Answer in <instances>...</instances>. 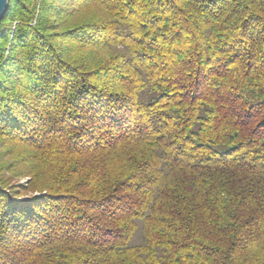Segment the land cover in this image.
I'll list each match as a JSON object with an SVG mask.
<instances>
[{
  "label": "trees",
  "instance_id": "trees-1",
  "mask_svg": "<svg viewBox=\"0 0 264 264\" xmlns=\"http://www.w3.org/2000/svg\"><path fill=\"white\" fill-rule=\"evenodd\" d=\"M0 150V264H264V0H9Z\"/></svg>",
  "mask_w": 264,
  "mask_h": 264
},
{
  "label": "water",
  "instance_id": "water-1",
  "mask_svg": "<svg viewBox=\"0 0 264 264\" xmlns=\"http://www.w3.org/2000/svg\"><path fill=\"white\" fill-rule=\"evenodd\" d=\"M8 4L9 0H0V23L4 17Z\"/></svg>",
  "mask_w": 264,
  "mask_h": 264
},
{
  "label": "rangeland",
  "instance_id": "rangeland-1",
  "mask_svg": "<svg viewBox=\"0 0 264 264\" xmlns=\"http://www.w3.org/2000/svg\"><path fill=\"white\" fill-rule=\"evenodd\" d=\"M9 5V4H8ZM1 24V23H0ZM1 151V150H0ZM1 153V152H0ZM13 159H12V157H10V156H6V157H4V162H7V161H12ZM19 179V181L20 182H24L25 181V179L24 178H18Z\"/></svg>",
  "mask_w": 264,
  "mask_h": 264
}]
</instances>
